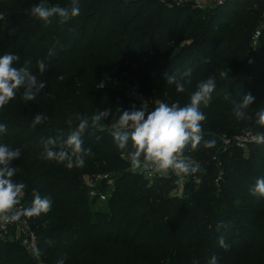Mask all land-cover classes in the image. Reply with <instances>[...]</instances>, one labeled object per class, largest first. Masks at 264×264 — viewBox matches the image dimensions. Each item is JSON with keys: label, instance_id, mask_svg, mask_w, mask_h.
<instances>
[{"label": "trees", "instance_id": "trees-1", "mask_svg": "<svg viewBox=\"0 0 264 264\" xmlns=\"http://www.w3.org/2000/svg\"><path fill=\"white\" fill-rule=\"evenodd\" d=\"M41 2L72 6V0H0L5 14L0 56H19L15 67L30 60L33 74L46 85L34 101H24L20 89L0 109V124L7 126L0 144L21 151L10 166L17 170L13 180L27 185L24 208L31 206L34 190L52 202L49 212L26 217L43 264L61 259L64 264H208L213 255L219 264H264V197L250 193L264 177V144L249 143L246 152L219 149L223 134L264 132L255 123L256 112L264 108V34L254 52L257 64L246 63L264 0H225L219 11L195 8L191 0H78L79 15L63 24L54 16L47 25L30 13ZM39 60L48 65L43 74ZM189 69L190 77L181 81L184 91L167 84L166 72L179 78ZM123 72L137 81L151 110L155 100L185 106L198 83L215 79L210 105H201L203 140L196 150L185 151L200 163L198 183L189 181L175 194L176 177L148 185L130 170L126 151L114 143L112 125L117 109L122 114L142 106L102 82ZM247 94L255 97L247 109L252 120H237L232 101ZM103 110L112 114L82 135L84 148L92 152L83 167L68 169L42 158V141L66 139L78 126L77 115L90 118ZM38 113L45 119L33 128ZM206 140H215V146L205 148ZM99 174L112 180L111 185L102 180L97 190L109 194L104 206L97 204V195L90 197L86 184ZM221 236L227 250L219 245ZM0 264L39 262L18 244L0 243Z\"/></svg>", "mask_w": 264, "mask_h": 264}, {"label": "clouds", "instance_id": "clouds-1", "mask_svg": "<svg viewBox=\"0 0 264 264\" xmlns=\"http://www.w3.org/2000/svg\"><path fill=\"white\" fill-rule=\"evenodd\" d=\"M78 0H72L71 8L58 5L49 6L41 2L32 6L30 13L33 17L42 20L45 25L52 22V17L58 16L60 23L67 22L71 17L79 15ZM5 19V14L0 13V20ZM53 53H49L52 55ZM19 56L6 53L0 56V109L4 108L11 100L15 99L17 92L23 89L22 99L34 101L38 94L46 87L45 83L38 80L37 76L29 67L31 61H25L22 67H15L14 62ZM39 72L43 74L48 65L43 61H37ZM191 70L185 71L179 78L176 74L169 75L167 72L164 78L167 84H175L177 91H184L185 77H190ZM226 77V72L220 73ZM63 77H60L62 79ZM190 83V81H188ZM216 87L215 79L209 77L206 81L197 84V90L191 95L190 103L180 106L179 102L168 103L157 101L153 110L149 111L144 104L139 110L133 106L132 110L120 109L118 119L112 125V136L118 150L127 153L132 171L150 169L155 173L167 174L169 171L177 177L183 178L200 170L199 163L192 161L185 156L186 150H196L203 140L202 122L206 120L205 114L201 111V105L208 107L212 100V92ZM229 99V96L225 97ZM255 97L251 94L243 96L242 101L233 100L232 112L237 120H252L247 109L253 103ZM112 114L111 110H103L90 118L77 115L78 126L70 132L66 139L60 137H49L42 141L44 153L42 158L54 160L57 163L65 164L68 169L83 167L85 157L92 154L91 149L83 146L82 135L86 130L99 128L100 122ZM255 123L264 128V108L256 112ZM45 119L42 113L34 116L32 127L43 122ZM68 125L73 123L72 118L66 121ZM7 126L0 124V133H5ZM252 139L257 144H264V132L255 134ZM215 140L204 141L205 148H213ZM59 150H55V149ZM21 157L19 148L13 149L7 145L0 144V223L7 224L16 222L22 216L36 217L47 213L51 209V200L42 197L35 190L31 206L24 208L21 200L27 185L23 182H15L16 168L11 167L13 160ZM252 195L264 197V177L257 178L254 186L250 188ZM221 225L217 226V230ZM220 247L227 250L229 245L223 236L219 237ZM57 264H64V260L57 261ZM193 264H198L193 261ZM208 264H219V258L213 255Z\"/></svg>", "mask_w": 264, "mask_h": 264}, {"label": "built area", "instance_id": "built-area-1", "mask_svg": "<svg viewBox=\"0 0 264 264\" xmlns=\"http://www.w3.org/2000/svg\"><path fill=\"white\" fill-rule=\"evenodd\" d=\"M225 0H191L193 7L200 8V9H208L212 8V5H210L209 2H215L216 4H221ZM264 34V11L262 12L261 19L257 26L254 28V30L251 33L250 40H249V55L247 58V65H256L257 60L255 58L254 52L259 47L261 36ZM128 84V83H127ZM103 85L110 86V87H118L121 88L124 92V95L127 98L134 99L132 97V94L134 93L130 85L127 86L126 84L122 83L121 81H114L110 82L107 81L106 83H103ZM157 103V102H156ZM156 103L154 102V105L156 106ZM149 111H151L150 108H148ZM255 134L251 132L250 130H240L238 132H231L228 134H223L219 138V149L222 151H225L231 147H238L243 149L244 151L247 150V146L249 143H254L255 141L252 139V137ZM186 157H189L192 161L199 163L193 155L190 154V152L185 153ZM213 161H215L216 165L220 168L221 167V161L218 159L217 155L213 156ZM200 165V163H199ZM201 167V166H200ZM131 170V167H130ZM132 171V170H131ZM143 178L144 181L148 185L153 184L154 182L160 180V179H166L170 177H176L178 179V183L181 185L186 184L189 181H193L194 183H198L200 181L197 175L199 174V171L193 174H189L182 179L177 177L174 173L169 171L167 174L164 173H155L151 171L150 169L145 170H137L132 171ZM102 180H106V183L108 185L112 184L111 178H109L108 175L102 174V175H96L94 177H88L86 179V184L89 187V195L91 197L97 195L99 200H104L107 197V193H99L97 192L98 187ZM18 207H23L22 204L18 205ZM15 236L16 240L21 242L28 250H32L35 252L37 244H36V236L34 234V231H31V227L27 221L26 216H22L20 220L16 222H9L7 224L0 223V241H4L9 237V235ZM32 248V249H31ZM36 254V252H35Z\"/></svg>", "mask_w": 264, "mask_h": 264}, {"label": "rangeland", "instance_id": "rangeland-1", "mask_svg": "<svg viewBox=\"0 0 264 264\" xmlns=\"http://www.w3.org/2000/svg\"><path fill=\"white\" fill-rule=\"evenodd\" d=\"M225 2V1H224ZM224 2H222L221 4H216L215 2H209L210 3V5H212V8H215V11H219V9H221V7H223V5H224ZM255 4H253L252 5V8L253 9H255V10H257V5H255ZM208 9H211V8H208ZM128 75H127V73L126 72H123L122 74H120V75H113V76H108V77H105V78H103V80H102V82L103 83H106L107 81H110V82H114V81H121L122 83H124V84H126L127 86H129L130 85V88H131V90L134 92L133 94H132V97H134V99L135 100H137L138 102H139V104L141 105V106H143L144 104L147 106V108H150V106H149V104L147 103V101L144 99V98H142L140 95H139V88H138V83H137V81H135V80H130L129 79V77H127ZM128 83V84H127ZM113 87V86H112ZM114 88H118V87H114ZM124 93V92H123ZM158 100H155L154 102L156 103ZM153 102V103H154ZM151 109V108H150ZM246 152V151H245ZM195 158V157H194ZM199 162V161H198ZM221 171V170H220ZM222 172V171H221ZM221 172H219V177H215L214 179H213V183H214V185H215V187H218L219 186V183H220V178L222 177V174H221ZM197 177L199 178V174L197 175ZM201 180V179H200ZM183 186L184 185H181L180 183H178V185L176 186V188L172 191V193H175V194H178L180 191H181V189L183 188ZM109 194H107V196H108ZM91 197V196H90ZM99 200V199H98ZM107 200V197L104 199V200H99V201H101V203H97L98 205H102V206H104L105 204V201ZM22 204V206H23V203H21ZM24 207V206H23ZM97 207H99V206H97ZM31 231H34L32 228H31ZM13 233H11V235H9V237H7V239L6 240H4V241H0V243H15V244H18L19 246H21L23 249H24V251L29 255V256H31V257H34V258H36L37 259V261L39 262V264H43V262L41 261V258H40V256H39V251H38V243H37V236H36V234H35V232H34V234H35V236H36V244H37V247H36V250H35V252H36V254H35V252H33L32 250H28L21 242H19L18 240H16V238H15V236L14 235H12Z\"/></svg>", "mask_w": 264, "mask_h": 264}]
</instances>
